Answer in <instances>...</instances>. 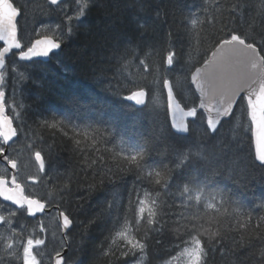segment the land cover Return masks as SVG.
Returning <instances> with one entry per match:
<instances>
[{"label": "snow or ice", "instance_id": "6c2138e0", "mask_svg": "<svg viewBox=\"0 0 264 264\" xmlns=\"http://www.w3.org/2000/svg\"><path fill=\"white\" fill-rule=\"evenodd\" d=\"M46 3L37 18L26 15L27 3L0 0V160L17 169L13 145L31 141L38 174L27 180L43 183L49 197L26 195L15 173L0 175V226L11 233L0 238V264H43L46 237L17 232L18 213L36 217L69 197L83 208L94 193L104 195L97 210L76 221L81 236L103 226L94 261L152 264L159 256V264H210L219 255L229 264H264V192L259 204L245 199L257 174L264 183V0H122L115 11L126 27L95 69L100 90L66 107L49 103L54 90L43 65L100 3ZM28 19L31 31L19 24ZM29 85L43 91L33 94ZM231 121L243 136L226 141L219 130ZM61 152L63 172L55 163ZM57 215L61 250L50 262L73 264L63 254L72 250L73 219Z\"/></svg>", "mask_w": 264, "mask_h": 264}, {"label": "trees", "instance_id": "16d2710c", "mask_svg": "<svg viewBox=\"0 0 264 264\" xmlns=\"http://www.w3.org/2000/svg\"><path fill=\"white\" fill-rule=\"evenodd\" d=\"M186 2H189V0H186ZM196 2L199 3V0H196ZM26 3L29 5V11L26 13L28 17L36 16L39 18L41 8L49 7L46 0H17V6ZM99 3L100 7L94 8L88 14L84 21V26L79 32L72 38L68 39L67 42L62 45V50L52 56L47 64L43 65L47 70V85L54 90L53 93L48 96L49 103L54 107H66V101L68 99L80 97L82 95H95L92 90H100L101 86L97 84V74L95 73V69L101 65L102 60L108 54L113 39L117 35L122 34L125 31L126 26L124 23L118 22L117 16H120L121 14L115 11L117 6L122 7V0H99ZM19 24L22 27H27L28 30L31 31V19L19 20ZM21 36L23 42H26L27 37H24L23 33H21ZM0 46L2 45L0 44ZM131 71L135 73L136 69L132 68ZM149 79H151V77H149ZM28 87L33 94L38 91H43L33 85H29ZM45 95H48L47 92H45ZM157 96L159 112L158 120L163 124L167 119L165 115L166 100L159 91L157 92ZM109 102L112 104L113 108L118 109L120 105L118 97H112ZM25 103H27V101ZM151 106L150 103L149 107L151 108ZM127 122L128 121H125V123ZM151 123L152 117H149L148 123L145 127L150 126ZM219 131L226 141H234L240 136H243L236 121L225 122ZM45 139H48V137L45 136ZM246 141L247 137L245 136V144ZM30 142L31 141L20 139L15 145H13V151L10 158L17 159L18 161L19 178L25 185L27 194L36 195L42 200L49 199V197L45 195L47 189L43 183L34 184L32 181L27 180L28 176L38 174L34 157L26 147V144ZM59 142L60 139L58 137L57 143ZM34 147L37 150H40L41 148L40 145H35ZM109 147H111V145H109ZM66 161L67 155L61 152V158L55 162L61 172L66 169ZM249 162L251 161L249 160ZM10 174L9 167L0 161V175ZM261 192H264V183L259 180V175L257 174V182L250 185V191L246 194L245 199L254 200L255 203L259 204L261 202ZM103 198V194L94 193L91 200L84 203L83 208L77 207L75 197H69L66 203L59 204V208L65 211L70 219H73L72 228L68 233V239L72 242V250H68L65 254L66 259L69 257L72 258L73 264L77 259L82 261L83 264H104L103 260H93L94 256L97 254L95 245L100 243L105 234L103 232V226L94 225L89 229L86 236H81L80 226L76 222L77 220L86 221L89 219L97 210L96 205H98ZM0 202H3L1 198ZM55 205L56 201L53 199L52 204L48 207L54 209L56 207ZM251 206L252 205L250 204L249 207ZM57 213L58 212L54 210L52 213H47L44 217H36L35 219L30 218L27 214L21 215L18 213L17 215L19 219H13L12 226L16 228L17 232H23L25 237L35 229L34 235L44 238V234L40 233L37 224L38 220L43 221L44 228L48 229L49 236L45 245L46 253L48 256L50 253L54 256L56 250H61L59 240L62 229L60 227ZM53 222L56 225V232L54 231L53 233H57V235H53L48 227L49 224ZM21 223L25 225V227L22 228L20 226ZM9 235H11V233L7 231L4 226H0V238L8 237ZM14 238L19 240V237ZM161 240L164 246H167L168 237H161ZM4 242L3 239H0V254H2ZM165 258L167 257L165 256ZM151 260L152 264H159L160 257H151ZM230 260V257L222 259L219 255H216L215 257H210V264H229ZM15 264H20V262L15 261Z\"/></svg>", "mask_w": 264, "mask_h": 264}, {"label": "water", "instance_id": "95a60500", "mask_svg": "<svg viewBox=\"0 0 264 264\" xmlns=\"http://www.w3.org/2000/svg\"><path fill=\"white\" fill-rule=\"evenodd\" d=\"M0 44L2 45V42H0ZM62 49H60V50H57V52H60ZM56 52V53H57ZM41 59H44V58H41ZM9 115H10V112H9ZM1 162H3L5 165H7L8 167H9V170H10V173L12 174V173H15V174H17L18 175V178H19V173H18V167H19V164H18V167H17V169H11V166L7 163V161H3V160H0ZM20 183H22V182H20ZM23 184V183H22ZM25 194L26 195H28L27 194V191H26V187H25ZM1 199H2V201H3V198L2 197H0ZM5 203H10V202H5ZM57 208V207H56ZM58 209V211H63L61 208H57ZM52 211V208H50V207H46V209H45V213H43V214H41V213H38L37 214V216L36 217H42V216H44L45 214H47V213H49V212H51ZM63 212H65V211H63ZM65 214H66V212H65ZM30 218H34L35 219V217H32V216H29ZM58 220L60 221V219H59V217H58ZM60 223H61V221H60ZM69 233V232H68ZM68 252V249L67 248H65V250L63 251V254L65 255L66 253Z\"/></svg>", "mask_w": 264, "mask_h": 264}, {"label": "rangeland", "instance_id": "374dc122", "mask_svg": "<svg viewBox=\"0 0 264 264\" xmlns=\"http://www.w3.org/2000/svg\"><path fill=\"white\" fill-rule=\"evenodd\" d=\"M19 181L20 182H22V180L19 178ZM23 183V182H22ZM52 220V219H51ZM49 228H50V230H51V233H53L54 231L56 232V225H55V223L53 222V223H51V224H49V226H48ZM47 230V232H46V234H44V238L46 237V241L48 240V229H46ZM57 235V233H53V235ZM41 238H43V237H41ZM42 250L44 251V253H45V257H44V261H43V264H50V257L48 256V254L46 253V249H45V246L42 248Z\"/></svg>", "mask_w": 264, "mask_h": 264}, {"label": "flooded vegetation", "instance_id": "af4514ba", "mask_svg": "<svg viewBox=\"0 0 264 264\" xmlns=\"http://www.w3.org/2000/svg\"><path fill=\"white\" fill-rule=\"evenodd\" d=\"M7 166V165H6ZM54 210H56L57 212H58V209L55 207L54 209L52 208V211L51 212H49V213H52ZM47 214H45L44 216H46ZM44 216H42V217H44ZM36 218V217H35ZM65 250V249H64Z\"/></svg>", "mask_w": 264, "mask_h": 264}, {"label": "bare ground", "instance_id": "6f19581e", "mask_svg": "<svg viewBox=\"0 0 264 264\" xmlns=\"http://www.w3.org/2000/svg\"><path fill=\"white\" fill-rule=\"evenodd\" d=\"M51 245V244H50Z\"/></svg>", "mask_w": 264, "mask_h": 264}]
</instances>
